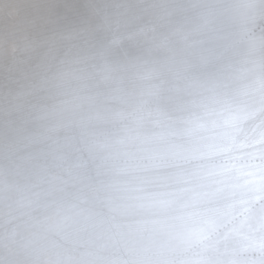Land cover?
I'll use <instances>...</instances> for the list:
<instances>
[{"label":"clouds","instance_id":"1","mask_svg":"<svg viewBox=\"0 0 264 264\" xmlns=\"http://www.w3.org/2000/svg\"><path fill=\"white\" fill-rule=\"evenodd\" d=\"M0 264H264V0H0Z\"/></svg>","mask_w":264,"mask_h":264}]
</instances>
